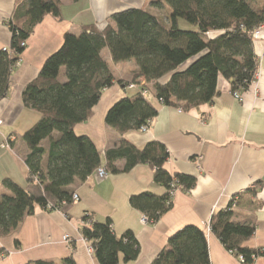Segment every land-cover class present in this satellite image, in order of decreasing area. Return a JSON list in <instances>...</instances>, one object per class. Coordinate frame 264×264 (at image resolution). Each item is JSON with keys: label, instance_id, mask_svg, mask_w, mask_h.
<instances>
[{"label": "trees", "instance_id": "obj_1", "mask_svg": "<svg viewBox=\"0 0 264 264\" xmlns=\"http://www.w3.org/2000/svg\"><path fill=\"white\" fill-rule=\"evenodd\" d=\"M149 3L165 13L155 14L147 7L129 8L110 15L103 29L88 24L80 26L79 34L65 33L61 47L23 88L24 107L40 116L22 134L29 150L25 158L27 185L22 187L9 178L1 181L9 193L0 197V239L13 237L36 206L49 210L51 205V209L66 212L73 203L69 186L85 181L99 167H104L107 174L129 172L139 164L151 167L154 183L164 192L144 191L129 199L131 207L150 224L171 210L172 185L183 191L195 186L194 176L168 168L169 153L159 141L137 147L122 139L118 146L101 153L88 136L77 135L74 127L91 117L102 92L116 82L124 90L136 84L105 115L106 125L119 136L140 131L152 121L158 112L153 101L181 111L212 104L220 95V77L228 82L231 93L247 90L259 67L252 33L264 25V0ZM47 15L61 20L60 0H15L12 16L6 22L11 40L7 50L0 49V100L9 92L11 73L26 48L22 44ZM180 21L191 28H182ZM104 49L113 63L135 62L130 80L115 78L109 61L103 57ZM63 68L65 80L61 82ZM140 77L145 78L144 86L138 83ZM143 89L148 90V97L142 95ZM119 159L125 160L121 170L115 166ZM236 196L225 209L212 213L211 232L230 253L242 255L246 264H252L264 251L242 246L253 237L255 225L233 220ZM82 222V236L99 264H119L121 257L124 262H132L139 257L141 249L133 233L117 235L110 218L99 222L87 213ZM14 242L19 244L16 239ZM26 264L76 263L71 254L58 261L40 259ZM150 264H211L206 232L196 225L182 227L169 236Z\"/></svg>", "mask_w": 264, "mask_h": 264}, {"label": "crops", "instance_id": "obj_2", "mask_svg": "<svg viewBox=\"0 0 264 264\" xmlns=\"http://www.w3.org/2000/svg\"><path fill=\"white\" fill-rule=\"evenodd\" d=\"M60 2L61 20L47 15L37 24L11 73L9 92L0 100V142L7 140L10 145L9 149L0 150V197L9 193L1 185L4 178L22 187L29 181L25 163L29 150L22 134L40 115L24 107L21 94L25 85L38 75L45 60L61 47L64 34H79L80 26L88 24L103 29L110 15L129 8L147 7L155 14L159 10L149 0ZM14 7L15 0H0V49L9 46L11 31L6 22ZM180 26L191 28L184 21H180ZM253 46L259 59L256 96L249 91L242 93V100L235 98L228 82L220 77V95L212 104L181 111L153 101L158 112L147 131L119 136L106 125L105 115L130 88L124 90L116 82L102 92L91 117L74 127L77 135L88 136L101 153L118 146L122 139L137 147L159 141L169 153L168 168L196 178L195 186L189 191L177 190L171 210L158 222L143 223V215L129 203L132 195L144 191L164 192L154 183L148 164H139L129 172L108 173L103 179L94 171L85 181H75L69 186L70 193H76L78 200L72 199L66 212L36 206L13 237L0 239V264H26L40 259L58 261L71 254L76 264H99L89 253L81 233L82 217L87 213L99 222L110 218L117 235L132 232L135 236L141 249L139 257L132 262H124L121 257L119 264H150L169 236L190 224L206 232L211 264H243L207 230L212 213L225 209L237 194L233 220L255 225L253 237L242 246L264 251V39H254ZM103 57L109 61L116 79L130 80L136 69L134 61L113 63L107 49L103 50ZM102 161L105 163L104 156ZM124 165L123 159L115 162L120 170ZM45 167L46 157H43ZM252 264H264V255Z\"/></svg>", "mask_w": 264, "mask_h": 264}, {"label": "built area", "instance_id": "obj_3", "mask_svg": "<svg viewBox=\"0 0 264 264\" xmlns=\"http://www.w3.org/2000/svg\"><path fill=\"white\" fill-rule=\"evenodd\" d=\"M252 37H253V39H259V38L264 39V25L258 27L255 31H253V33H252ZM26 44H27V43H23L22 45L25 46ZM7 49H8V47H3V50H7ZM17 62H18V61H17ZM17 62H16V64H17ZM258 76H259V72H258V70H257V72H256V74H255V78H254V80L250 83L249 88H248L247 90H245L244 92H249V91H250V92L253 93L254 96H256V95L258 94L257 88L255 87V81H256V79L258 78ZM138 83H139L141 86H144V85L146 84L145 78H144V77H140V78L138 79ZM135 86H136V84H130V85H129V88L132 89V88H134ZM244 92H234V93H232V94H233V96H234L235 98H238L239 100H242V93H244ZM142 95H143L144 97H148V95H149L148 90H147V89H143V90H142ZM150 123H151V122L149 121L145 126H142V128L140 129V131H142V132L147 131V129H148L149 126H150ZM9 148H10L9 141L6 140V141H3V142H0V150L9 149ZM96 175H97L98 178L103 179V178H105V177L107 176V172H106V170H105L104 167H99V168H97V170H96ZM172 187H174V188H173V190L171 191L170 194H171V196L173 197V196L175 195V193L177 192V189L175 188L174 185H172ZM72 199H73V200H78V195H77L76 193H74V194L72 195ZM48 208L51 209L52 206H51V205H48ZM142 221H143V223H147V222H148L147 219H146L145 217H142ZM207 230H208L209 232L211 231L210 224H209ZM63 238H64L66 241L68 240V236H67V235H65ZM88 250H89V253L93 255V250H92V248H91L90 246H88ZM238 259H239V261H240L241 263L246 264V263H245V260H244V257H243L242 255H239V256H238Z\"/></svg>", "mask_w": 264, "mask_h": 264}, {"label": "rangeland", "instance_id": "obj_4", "mask_svg": "<svg viewBox=\"0 0 264 264\" xmlns=\"http://www.w3.org/2000/svg\"><path fill=\"white\" fill-rule=\"evenodd\" d=\"M262 1V0H261ZM157 13H160L161 15H163L164 13H165V11L164 10H158V12ZM64 71H65V69L63 68L62 70H61V73H60V76H59V80L61 81V82H63L64 80H65V77H64ZM143 222V221H142Z\"/></svg>", "mask_w": 264, "mask_h": 264}]
</instances>
